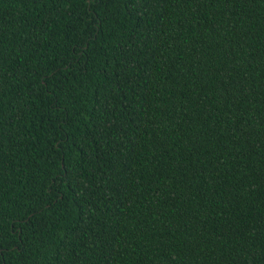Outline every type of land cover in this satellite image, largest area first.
I'll return each mask as SVG.
<instances>
[{
    "label": "trees",
    "instance_id": "trees-1",
    "mask_svg": "<svg viewBox=\"0 0 264 264\" xmlns=\"http://www.w3.org/2000/svg\"><path fill=\"white\" fill-rule=\"evenodd\" d=\"M0 264H264V0H0Z\"/></svg>",
    "mask_w": 264,
    "mask_h": 264
}]
</instances>
